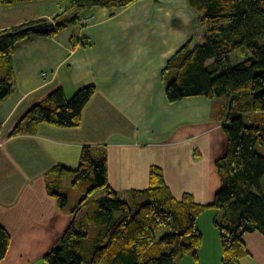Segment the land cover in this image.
Here are the masks:
<instances>
[{
	"label": "crops",
	"instance_id": "0c3cea01",
	"mask_svg": "<svg viewBox=\"0 0 264 264\" xmlns=\"http://www.w3.org/2000/svg\"><path fill=\"white\" fill-rule=\"evenodd\" d=\"M68 4L0 5V31L39 20L54 23ZM76 15L70 10L63 19ZM196 15L187 0H137L120 9L92 8L51 36L16 45L13 89L0 102V225L10 236L0 264H44L43 257L58 245L74 215L57 207L46 182L59 166L76 169L83 147L97 159L105 152L108 184L125 203L148 189L151 167L161 169L175 199L188 194L198 205L213 202L221 187L215 162L227 146L215 113L227 102L197 96L170 103L162 75L180 48L201 43L204 32ZM90 85L96 92L78 128L39 124L33 135L11 136L23 116L53 91L61 88L69 98ZM215 215L208 209L197 218L198 262L186 255L176 264H221ZM243 242L248 256L241 264H264V237L245 234Z\"/></svg>",
	"mask_w": 264,
	"mask_h": 264
},
{
	"label": "trees",
	"instance_id": "16d2710c",
	"mask_svg": "<svg viewBox=\"0 0 264 264\" xmlns=\"http://www.w3.org/2000/svg\"><path fill=\"white\" fill-rule=\"evenodd\" d=\"M36 1L42 0H0V5ZM135 1L72 0L62 14L53 18L54 30L49 34L27 30L45 20L0 31V102L13 89L12 58L20 41L51 36L92 8L120 9ZM187 2L197 13L196 23L204 37L192 49L189 44L180 48L168 60L162 75L170 103L197 96L227 102L215 113L227 146L224 156L215 162L221 187L213 202L198 205L188 194L175 199L161 169L151 167L148 189L133 193L136 200L125 203L108 184L105 152L97 159L92 149L83 147L76 169L59 166L56 175L46 182L57 207L74 215V219L58 245L43 257L44 264H176L186 255L198 262L202 234L196 221L208 209L216 211L213 226L218 234L221 264H241L248 256L245 234L259 233L264 237V0ZM70 10L77 15L71 20L63 19ZM238 52H242L241 58L232 63ZM95 92L91 85L70 98L61 88L53 91L23 116L11 136L33 135L39 124L78 128L82 112ZM69 175L81 194L73 209L59 192L60 183ZM100 193L103 195L96 199ZM92 204L90 212L75 219ZM90 228L93 236H89ZM161 228L167 233L156 239ZM9 246L10 236L0 225V262Z\"/></svg>",
	"mask_w": 264,
	"mask_h": 264
},
{
	"label": "rangeland",
	"instance_id": "374dc122",
	"mask_svg": "<svg viewBox=\"0 0 264 264\" xmlns=\"http://www.w3.org/2000/svg\"><path fill=\"white\" fill-rule=\"evenodd\" d=\"M64 3L68 4V3H70V0H64ZM241 55H242V52H238L237 54L235 53V56L232 57V63H235L239 58H241ZM73 180H74L73 177H70L69 179H67L65 181V185L63 186V188H60V190H59L60 194H63L68 198V207L71 209H73L81 199V196H79V193L76 191L77 189L72 188ZM95 198H96V196H95ZM92 209H93V204L90 205L88 208H86V210H84L82 213H80L79 219L82 218L84 216V214L90 212ZM90 229H89V236H92L94 231L92 229L91 230ZM165 233H167L166 229H164V228L159 229L156 232V239H159ZM85 254H86V252H85ZM84 257H86V256H84Z\"/></svg>",
	"mask_w": 264,
	"mask_h": 264
},
{
	"label": "water",
	"instance_id": "95a60500",
	"mask_svg": "<svg viewBox=\"0 0 264 264\" xmlns=\"http://www.w3.org/2000/svg\"><path fill=\"white\" fill-rule=\"evenodd\" d=\"M27 30L37 35L49 34L54 30V23L53 22L39 23L27 28Z\"/></svg>",
	"mask_w": 264,
	"mask_h": 264
},
{
	"label": "built area",
	"instance_id": "2783aa9c",
	"mask_svg": "<svg viewBox=\"0 0 264 264\" xmlns=\"http://www.w3.org/2000/svg\"><path fill=\"white\" fill-rule=\"evenodd\" d=\"M89 21H90V20L86 18V19L83 20V24H84V25H87V24L89 23Z\"/></svg>",
	"mask_w": 264,
	"mask_h": 264
}]
</instances>
